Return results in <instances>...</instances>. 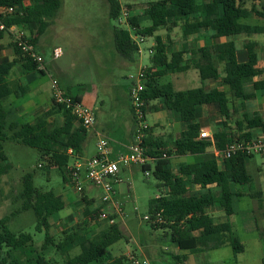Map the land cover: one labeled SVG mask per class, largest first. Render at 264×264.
I'll list each match as a JSON object with an SVG mask.
<instances>
[{
  "label": "trees",
  "instance_id": "obj_1",
  "mask_svg": "<svg viewBox=\"0 0 264 264\" xmlns=\"http://www.w3.org/2000/svg\"><path fill=\"white\" fill-rule=\"evenodd\" d=\"M241 0H155L145 5L141 16L132 15L126 19L128 29L114 28L113 47L126 61L134 62L138 55V46L130 36L153 37L161 29L176 28L180 22L183 36L197 34L209 29L213 37H229L240 33H251L255 30L242 26L239 20L247 16V12L240 6ZM108 15L117 21L121 15L119 0H106ZM60 0H0V8L15 7L16 13L2 19L6 27L37 25L36 34L27 42L36 49L38 38L45 32L49 21L60 9ZM142 21H148V26H141ZM3 32H0L2 35ZM14 57L11 61L0 64V175L8 171L9 164L3 152V144L7 142L34 149L39 159L46 161L47 167L57 168L66 181L64 168L72 160L67 154L71 150L79 157L84 143L85 130L79 125L73 128L75 118L62 106L55 105L51 100V107L33 122H18L9 116L3 106L4 100L10 95L23 96L28 92V86L10 89L5 78L9 71L20 63L24 70H36L40 75L43 71L37 64L22 54L15 44H12ZM201 63L196 65L201 81L217 79L218 71L211 66L210 56H216L222 63V83L232 99L246 100L252 98L254 92L263 87V83L252 82L260 72L256 69V56L252 48L247 47L248 59L245 63H238L233 44L223 43L212 47H203L193 52ZM189 65L184 60V53L167 51L166 44L161 37H154L152 54L149 65L144 71V89L140 98L144 101L143 110L146 112L148 104L159 100L163 107L171 111L177 119L186 124V129L167 136V140L154 139L149 129L142 140L145 155L154 160L151 173L158 182V188L166 192L153 197L148 202L149 225L152 229H168V241L180 251L188 254L203 253L228 245L233 253L239 254L244 246L233 232L232 226L214 224L207 210L213 207L223 209L231 206L233 194L230 185H248L252 199L258 197L254 193L252 179L246 170V162L252 156L245 152H236L229 158L223 159L221 170L214 159L197 163H182L176 173L170 169L168 159L171 155H201L208 147L222 152L234 141H248L252 138L251 130L260 129L264 132V122L256 115H243L241 120L231 122L228 126L225 120L232 119L235 110L229 106L227 94L216 89L206 91L203 87L188 91H174L170 83L159 84L158 79L167 72H184ZM252 89L246 90V85ZM64 91V90H63ZM65 92V91H64ZM74 101L80 102L78 97L66 93ZM214 106L224 118L222 130L212 135V144L200 140V127L196 122L197 110L200 106ZM54 112L62 114L61 125H51L48 119ZM134 121V120H133ZM165 155V157H163ZM2 163V164H1ZM142 172L150 169L148 164L140 168ZM217 187V192L190 194V188ZM19 212L32 211L35 216L37 232L44 230V240L39 250L33 246L31 235L26 233L14 234L6 228L8 218L0 219V264H60L56 260L44 257V251L54 246L64 259L61 264H124V257L111 259L109 249L120 241L124 235L119 228V222L108 225L98 235L88 238L79 236L77 231L66 232L60 241L55 243L48 233V219L63 210L65 202L56 197L51 191L42 192L33 186L32 173L26 174L21 181ZM87 204L84 215L90 220L96 219V214L105 207L99 205L90 209ZM262 209V206H258ZM226 210V209H225ZM160 213L162 222L156 223L155 217ZM259 235L264 238V229ZM74 247L79 252L69 256ZM169 264H188L187 255H171Z\"/></svg>",
  "mask_w": 264,
  "mask_h": 264
},
{
  "label": "rangeland",
  "instance_id": "obj_2",
  "mask_svg": "<svg viewBox=\"0 0 264 264\" xmlns=\"http://www.w3.org/2000/svg\"><path fill=\"white\" fill-rule=\"evenodd\" d=\"M152 1L155 0H119L121 15L115 21L109 18L106 0H60L61 5L58 15L49 21L45 33L38 40L43 45L41 51L45 56V58L43 57L45 62L43 69H49L51 74L54 66L63 70L65 79L70 83L68 91L71 94L80 93L83 96L85 105L91 109L101 108V105L102 109H105L116 102V100H118L117 103H121L123 101L122 95L125 94L126 87L130 84L126 77L129 75L135 77L138 67L149 65L151 56L149 49L154 44V37L159 36L165 39L167 36L175 49L181 43L182 37L179 27L170 31L162 29L157 31L153 37H144L142 43L138 42L140 37H137L135 42H137L139 54L135 57L134 62H129L124 67L115 63V53L113 52L112 44L113 29H128L126 24L128 14L129 16H131L130 14L141 16L145 5ZM141 24L148 26L149 22L142 21ZM17 30H22L27 40L33 34H36L37 28L29 26L27 29L26 27L17 26ZM3 34L4 37L1 43L3 47L0 45V60L9 58L12 44H15L14 36L11 33L3 32ZM130 36L131 38L135 36L132 31H130ZM50 46L59 47L62 51L61 57L54 62L51 58ZM46 65L47 67L45 68ZM49 78V75H38L34 84L31 85V88H33L31 97L39 109L49 106V102L46 99L50 88ZM164 79L165 81L162 83L170 81L169 77ZM187 85L186 89H192L200 87L201 83L198 79V82H190ZM34 87H38L37 89L41 95L36 93ZM145 116L147 124L151 127H154L155 123H159V126L153 128L157 136L168 133L166 131L167 128H161L164 125V113L157 114L148 110ZM29 119L30 117H27V121ZM175 119L179 121L177 117ZM51 125L57 124L52 122ZM98 129L101 130L100 128ZM3 152L7 157L9 169L0 175V219L8 218L5 225L10 232L31 235L33 246L37 250H39L44 240V230L41 229L39 232L35 230L36 220L34 213L30 210L19 212L21 202L17 197L21 191L22 178L28 173L33 175V186L35 189L42 192L51 191L56 197H60L65 202V208L48 219V233L55 243L60 241L66 232L77 231L79 236L92 238L108 226L104 221L98 219L91 221L88 216L84 215V210L87 206L81 199L82 194L77 193L67 181L63 180L59 169L47 167L46 161L40 160L34 149L7 142L3 144ZM92 152L93 141L91 140L88 154H92ZM177 160L192 163L193 157H172L168 159L169 165L177 164ZM262 164L263 160L258 156L248 160L249 173L253 179H256L254 165L260 166ZM148 166L150 167L148 176H145L141 169L137 167L128 170L122 169L119 173L120 182L115 186H118L122 194L118 198L117 203L124 208V216L121 220H118L119 228L124 237L110 247L111 259H116L120 256L125 258V255L129 253L137 257H145L150 264H159L158 261L157 263L155 261L162 258V256L167 254L175 255L176 252L185 253L178 251L168 241V229H152L149 223L143 219L148 214L149 200L158 193L159 189L158 182L151 173L154 166L151 162L148 163ZM85 185L87 189L89 185ZM248 187L241 186L238 189L245 193L248 191ZM91 189L93 194H100V191L94 188ZM161 194H163L162 190L159 192V195ZM95 200L91 202L89 207L91 210L100 205L97 197ZM253 209L255 214H253ZM256 209V200L244 195L239 197L237 201L234 200V214L228 218L224 212L222 213V211L217 209H209L208 211L212 212V214L215 212L213 214L215 216L222 217L224 215V219L229 220L231 224L236 222L237 232H235L243 240L247 238V235L244 236L241 231L242 226H246V220L243 221V219L254 216L257 226L260 227L262 225L263 210ZM260 231L261 229H259ZM254 238H252L250 243L245 244V249L242 253L235 254L228 245H224L215 250L205 251L199 254L197 258L194 257V259L191 257L193 254H189L187 263L196 264L195 260L198 264L264 263V238L261 239L257 236L256 241ZM78 252L79 248L74 247L69 251V256H74ZM43 254L45 258L56 260L60 264L65 259L57 252L54 246H50ZM123 262L124 264H129L126 258L123 259ZM160 264H169V262L167 263V261L163 260Z\"/></svg>",
  "mask_w": 264,
  "mask_h": 264
},
{
  "label": "crops",
  "instance_id": "obj_3",
  "mask_svg": "<svg viewBox=\"0 0 264 264\" xmlns=\"http://www.w3.org/2000/svg\"><path fill=\"white\" fill-rule=\"evenodd\" d=\"M240 6L247 12V16L245 18L240 19L239 23L242 26L249 27V28L255 30L254 32L240 33L237 35H233V36H229V37H221V38L213 37V33L209 29L201 30L197 34H193V35H189V36H183L181 33V37H182L181 43H179L177 45L176 49L172 46V42L170 39H168L167 36L165 37V39L161 38L162 41L166 44L168 52L179 51V52L184 53V60H185V62L188 63L189 69L184 71V72H171V71H169V72H167V74L165 76L158 79V83L159 84H165V83H162L163 81H165L164 78L169 77L171 82L169 81L168 83L171 84L174 91H188V90H192L195 88L186 89L185 87L188 86L187 84H189L190 82L191 83L192 82L194 83L196 81L198 82V79H199V81L201 83L200 87H203L206 91L216 89L218 91L225 92L227 94L228 99H229V106L235 110V113L233 115L234 118L232 116L231 121L225 120V122H227L228 126H230V127H233L231 122L233 123L235 121L241 120L243 115H247V116L256 115L264 122V0H241ZM56 15H58V12L56 13ZM56 15H55V17H56ZM130 15L132 16L134 14H130ZM128 16H129V14H128ZM31 26H34L37 28V25H31ZM141 26H143V25L141 24ZM177 27L180 28V24ZM28 28L29 27H27V29ZM176 28H173V29H176ZM173 29H170V30H173ZM163 30L170 31L169 29L168 30L163 29ZM180 30H181V28H180ZM33 35H35V34H33ZM42 35L40 37H42ZM3 37H4V34L2 33V35H0V45L2 47H3V44H1V43L3 41ZM137 37L138 36H134V38L132 37L134 42L137 40ZM139 37L140 38H139L138 42L142 43L144 41V39H143L144 37L143 36H139ZM39 38H38V40H39ZM38 40L36 43V50L37 51L39 50L38 51L39 54H41L45 58L44 54L41 51L43 45H41ZM228 42L233 44V47L235 50L236 60L238 63L247 62V59H248L247 47H249V46L252 48L253 53L256 56V69L260 73L253 78L252 82H254L256 84L257 83H263V87L261 89L255 91L252 98H249L246 100H235L229 96V93L227 92V87L222 83V79H221L222 66L223 65H222V63H219L216 56L213 54L210 56L209 59H210L211 66H213L218 71L217 79H207V80L201 81V79L199 77V73H198V70L196 69V65L198 63H201V60L199 59L198 55L196 53H193V52H195L198 49H201L203 47H212L214 45H219V44L228 43ZM112 44H113V32H112ZM135 44L137 45V42H135ZM152 47H153V44H152ZM152 47L149 49L150 55L152 54ZM53 48H55V47L50 46V48H49L50 52H52ZM10 52L11 53H9V56H8L9 58L0 60V64L7 62V61H11L13 59V57H14L13 50L11 49ZM113 52L115 53V56H114L115 63H118V65H120L121 67L128 65L129 62L126 61L125 59H123L115 51L114 47H113ZM138 54H139V48H138ZM54 61L55 60H53V62ZM46 67H47V65L45 66V68ZM146 67H138L137 72L145 69ZM42 71H43V75H40L38 73V71H36V70L26 71L23 69V67L21 66L20 63H17L9 71V74L5 78L7 85L12 90H15L21 86H28V92L25 93L23 96L17 97V96H14L12 94L9 97H7L3 102V106H4L5 110L8 112V114L20 123H22V122H33L38 116L45 113L51 107V91H50V88L48 89V94L46 97L47 101L49 102V106L47 108L39 109L38 107H36V105L34 104V99H32V97H31V95L33 93L31 91L33 89V88H31V85L34 84L35 79L38 75H40V76L49 75L50 80L55 79L58 82V84L60 85V87L66 93L70 94L73 97H76V98L78 97L79 101L85 105L83 96L80 93L71 94L68 91V86L70 85V83H69V81H67L65 79L63 70L54 66V67H52V70H51L52 74L49 72V69H43ZM15 72H16V74H15ZM137 72H136V74H137ZM129 76L126 78L129 80L130 84L127 85L126 92H125V94L122 95L123 101L121 103H117L118 100H116V102L110 104L105 109H102V105H101V108L99 107V108L93 109L94 114H95V122H94V125L91 129L85 130L86 132L84 134V143L82 146V152L79 155L80 158L85 159V158L93 157L96 154V144L100 138H105L107 140L108 150L110 152L111 158H114L117 154L126 153L128 151V148L133 144L134 122H133L132 108H131L130 99H129V88L131 86L132 81L129 79ZM34 88H35L36 93L39 95L40 92L37 89L38 87H34ZM196 88H199V87H196ZM245 89L246 90L252 89V85L251 84L246 85ZM148 110H149V112L151 110L157 114L158 113H161V114L164 113V115H165L164 120H163L164 125H162L161 128H167L166 131L168 133H165L162 136L161 135L157 136L155 134L154 129H153L156 126H159V123H155L154 127H151L149 124H147L146 116H145V122L148 125L150 135L154 139H159V140L165 141V140H167V136L175 135V134L185 130L187 127L185 123H183L181 121H177L175 119L174 115L171 113V111L166 110L163 107L162 102L159 100L150 102L148 104L146 114L148 113ZM27 117H30L29 121H27ZM223 121H224V118L220 116V114L218 113L217 109L214 106H205V105L200 106L197 110L196 122L198 123V125L200 127V131L201 130L206 131L210 135V138L200 139V140H206L212 144V142H211L212 141V135L215 131L222 130ZM48 122L49 123H52V122L55 123L56 122V124L58 126L61 125L63 122L62 114H60L58 112H54L52 114V116L48 119ZM78 127H79V124L76 121H73V128L76 129ZM98 128H100L101 130H99ZM163 131H165V130H163ZM250 132L252 134V138H261L264 135V132H262L260 129H253ZM110 137H111V139H110ZM91 140L93 141V152H92V154H88L89 142ZM111 142H112V144H111ZM186 156H192L193 157L192 163H197V162H201V161H205V160L214 159L217 162L218 168L220 170H221L222 165H223L222 155H221L220 151L216 150L213 147V145L208 147L206 149V151L201 155H183V156L171 155L170 158H172V157H176V158L177 157H186ZM255 156L261 157V159L263 160L262 165H260V166L254 165V170L256 171V179H253L251 177L252 185H253V189H254L253 192L258 194V197L255 199L257 202V209L256 210L259 209V207H258L259 205L262 206L261 210H263L262 225H260V227L257 226V223L255 222L254 216L247 217L246 219H243V221L246 220V226H242L241 231L244 234V236L247 235V238L242 240L236 234V232H237V223L236 222L234 224H231L229 222V220L224 219L225 218L224 215L222 217L215 216V215H213L215 212L212 214V212L210 213L208 211L209 209L207 210V213L212 218V221L214 224H224V223L228 222L232 226L234 234L239 239V241L242 243V245L244 246V249H245V244L250 243V241H252L253 237H255L254 238L255 241H256L257 236L262 239V237L258 234L260 233L259 229H261V231L264 229V208H263L264 207L263 206L264 156L253 155L249 159H252ZM182 163H185V162H180L177 160V164L175 163L174 165H170V169L174 173H176L178 166ZM133 168H135V166L123 168V170L124 169L128 170V169H133ZM137 168H139V167H137ZM249 169L250 168L248 167V161H247L246 162V170H247L248 174L250 175ZM118 178H119V182H120L119 175H118ZM85 184H87V183H84V192H83L81 199L83 200V203L87 206L88 203H90V205H91V202H93V200L96 201L95 199H96V197H98V194H95V193L93 194L91 192L92 187L89 184H88L89 187H87V189H86ZM241 186H248V185H234V184L230 185V190H231V193L233 194V196L231 199V206L229 208H225L226 210L221 208V207H213L210 209H217L218 211H222V213L224 212L227 218L230 215H233L234 214V212H233L234 200L237 201V199L239 197L244 196V195H246L247 197L252 199L250 196L251 192L249 190V187H248L247 192L242 193V190L238 189ZM114 189H115L114 199H115V201H117L118 198H120V196L122 194H121L118 186L117 187L115 186ZM160 190H162L163 193L166 192V189L161 187L158 189V193H156L154 195V197L159 196ZM207 191L215 194L217 192V187H215V186H210V187H206V188H197V187L193 188L192 187L189 189L190 194H194V195L199 194V193H204ZM252 200H254V199H252ZM97 201H98V199H97ZM121 208H122V212L124 213V208L122 205H121ZM84 212H85V210H84ZM253 212H254L253 214H255L254 209H253ZM177 250L180 251L179 249H177ZM183 252H185V251H183ZM199 254H201V253L193 254L191 257H193V259H194V257L197 258L199 256ZM171 255L172 254H167L165 256L161 255L162 258L156 259V261L155 260L154 261H155V263H157V261H158L160 264L163 260H165L168 263ZM176 255H187L188 256L189 254H187V252H185V253H180V252L177 253L176 252L175 255H173V256H176ZM139 257L145 258L143 256H139ZM195 263L198 264L196 260H195ZM149 264H150V262H149ZM261 264H264V263H261Z\"/></svg>",
  "mask_w": 264,
  "mask_h": 264
},
{
  "label": "built area",
  "instance_id": "obj_4",
  "mask_svg": "<svg viewBox=\"0 0 264 264\" xmlns=\"http://www.w3.org/2000/svg\"><path fill=\"white\" fill-rule=\"evenodd\" d=\"M16 11L15 7L0 8V32L11 33L14 36L15 45L20 49L22 54L35 62L39 69L43 70L44 58L27 42L24 32L17 30V26L14 25L6 27L2 22V19L12 16ZM61 55L62 51L59 47L53 48L51 52L52 60L60 58ZM129 79L132 81L129 88V99L134 120V130L133 144L128 148V151L111 158L107 140L100 138L96 144V154L93 157L82 159L74 156L70 149L67 150V154L72 156V160L64 168L67 183L77 193L83 195L84 183L100 191L97 199L99 204L105 205V207L95 217L100 221H104L107 225H113L124 216L121 205L114 199V188L119 183L118 175L121 169L131 166L143 168L149 162L154 164V160L145 155V150L142 147V140L145 138V133L148 130V125L145 122L146 112L143 110L145 104L140 98V92L144 89V71L137 72L135 77L129 76ZM50 91L52 102L68 110L84 130H89L93 127L95 122L93 109L67 96L55 79L50 80ZM198 138L207 139L210 138V135L206 131L201 130L199 131ZM238 151L245 152L248 156H264V135L261 138H250L248 141L232 142L224 151L220 152L222 160L229 158ZM143 173L145 176L150 174L148 170H145ZM143 219L150 222L148 215L144 216ZM155 222H162L160 213L156 215ZM125 258L129 264H149L147 259L133 254L127 253Z\"/></svg>",
  "mask_w": 264,
  "mask_h": 264
}]
</instances>
